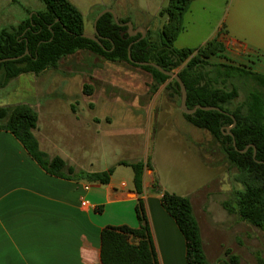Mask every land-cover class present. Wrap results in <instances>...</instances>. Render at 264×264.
Returning <instances> with one entry per match:
<instances>
[{
  "label": "trees",
  "instance_id": "1",
  "mask_svg": "<svg viewBox=\"0 0 264 264\" xmlns=\"http://www.w3.org/2000/svg\"><path fill=\"white\" fill-rule=\"evenodd\" d=\"M44 9L16 26L0 30V60L30 54L0 62V88L24 74L38 75L58 66L60 60L78 51H86L111 62L126 63L142 68L153 77V91L166 84V89L181 98L179 83L150 65L135 61L155 62L166 70H178L187 89V105L217 106L218 110L199 108L194 114L182 112L194 126L206 129L217 139L229 162L230 169L237 170L240 189L234 190L231 199L223 201L224 209L240 221L257 227L264 237V73L252 65L236 62L226 52L223 32L198 47H175V42L185 28V14L193 0H169L160 10L167 22L156 36L148 35L137 41L142 33L130 36L129 19L117 22L111 13L104 14L97 22L102 45L85 38L82 12L70 0H41ZM122 23V24H120ZM131 57H129V46ZM220 59V61H216ZM237 82L245 88L240 98ZM85 92L92 86L84 85ZM231 128L236 141L228 134ZM38 113L27 103L0 106V129L12 132L26 147L36 161L49 173L64 177L69 169L67 162L51 157L41 149L35 135ZM250 147L245 152L240 150ZM254 146L256 157L254 158ZM131 165L134 186L139 195L143 193V175L149 162ZM114 172L110 168L102 172L82 174L89 181L107 184ZM162 191V190H160ZM161 202L175 219L186 239L188 264H213L206 256L199 222L194 214L191 200L183 195L162 192ZM139 226H107L101 233V260L103 264H160L147 217L144 201L139 197L136 204ZM227 264H243L232 249L225 250ZM257 264H264V257L256 253Z\"/></svg>",
  "mask_w": 264,
  "mask_h": 264
},
{
  "label": "rangeland",
  "instance_id": "2",
  "mask_svg": "<svg viewBox=\"0 0 264 264\" xmlns=\"http://www.w3.org/2000/svg\"><path fill=\"white\" fill-rule=\"evenodd\" d=\"M70 1L82 12L86 34H94L95 20L106 8L114 9L120 19H129L134 30L138 29L135 36L143 29L146 36L148 33L156 36L167 22V16L161 15L160 10L168 5L169 0ZM2 5L5 10L0 19L5 22L13 18L24 20L28 16V9H44L41 0H15L14 3L0 0V7ZM257 6L256 1L194 0L185 17L186 30L180 34L175 47L200 46L222 25L225 26V18L233 14H238L239 19L243 15L249 20L258 21ZM57 71L61 72L57 75ZM64 73L72 76L68 79V85ZM45 76L37 81L34 89L32 84L25 85V91L18 88L13 92L18 84L0 89V105L12 106L24 100L34 108H94L95 114L101 116L109 112L117 121L112 128L115 130H111L112 135H104L105 130L88 125L82 128L83 133L74 129L67 134L55 135L53 131L49 140L52 145L58 146L56 156L66 160L64 150L73 157L78 155L85 165L90 166L93 149L98 147L94 153L98 152L101 162L115 165L114 177L129 182L134 175L132 166L123 164L118 167L115 162L120 159L129 164L149 162L158 184H162L168 192L191 200L207 251L221 252L225 259L224 252L230 248L240 256L243 264H257L256 253L264 257L261 231L240 221L223 207V201L231 199L234 190L242 187L236 177L237 170L230 169V162L220 142L208 130L198 128L184 118L180 98L166 89L167 83L153 91V77L148 71L126 63L107 61L86 51L64 57L58 63V70H49ZM85 84L92 86L89 92H85ZM237 85L239 90V82ZM239 92L240 98L238 96L235 100L236 104L244 98L245 88L241 86ZM122 108H127L129 113ZM125 116L129 124L125 123L124 126L129 130L118 129L123 127L120 117ZM174 127L186 130L190 148ZM72 134L75 138L84 136L83 143L77 147L78 154L70 144L71 140H65L71 138Z\"/></svg>",
  "mask_w": 264,
  "mask_h": 264
},
{
  "label": "crops",
  "instance_id": "3",
  "mask_svg": "<svg viewBox=\"0 0 264 264\" xmlns=\"http://www.w3.org/2000/svg\"><path fill=\"white\" fill-rule=\"evenodd\" d=\"M237 1L258 2L256 9L259 20H249L243 15L239 19L238 14L227 16L226 25H222L200 45L222 31L225 53L236 62L250 64L256 71L264 73V0ZM3 10L5 8L2 5L0 17L4 16ZM37 11L28 9V16L24 20ZM22 21L13 18L5 22L0 19V30L16 26ZM49 70L52 69L38 75L31 74V77L21 75L3 88L18 84L13 92L18 91V88L25 91V85L32 84L34 89L37 81L43 79ZM53 70H58V66ZM63 75L67 85L70 84L68 79L72 76L67 73ZM17 103L31 105L24 100ZM35 109L38 113L35 135L41 149L51 157L56 156L55 150L58 149L49 140L53 131L55 135L67 134L68 131L82 130L88 125L105 130L104 135H112L115 130L112 128L117 123L116 117L114 120L109 112L100 116L93 112L94 108ZM122 109L129 113L127 108ZM120 119L123 127L118 129L129 130L124 126L125 123L129 124L127 116ZM178 123L182 124L180 121ZM184 127L186 129V124ZM64 129L66 131L61 132ZM174 129L190 148L186 130L179 127ZM65 140H71L70 144L78 154L77 147L83 143L84 136L75 138L72 134L71 138ZM97 150L98 147L93 149L90 166L85 165L77 154V157H73L63 150L66 160L63 159L69 169L65 170L64 177H60L47 172L12 132L0 129V264H103L102 230L107 226L123 225L137 228L139 220L136 204L139 197L145 204L160 264H188L185 236L162 205V192L166 190L156 182L153 169L145 167L142 195L135 190L133 179L129 182L114 177V173L107 184L89 181L80 176L106 171L115 166L107 161L101 162L98 152L94 153ZM122 161L125 160L120 159L115 163L119 167L123 165ZM86 185L89 186L87 190ZM83 200L89 204L82 205ZM204 250L211 263L227 264L221 252L216 254L212 249L209 252L205 246Z\"/></svg>",
  "mask_w": 264,
  "mask_h": 264
},
{
  "label": "water",
  "instance_id": "4",
  "mask_svg": "<svg viewBox=\"0 0 264 264\" xmlns=\"http://www.w3.org/2000/svg\"><path fill=\"white\" fill-rule=\"evenodd\" d=\"M106 13L113 14L115 20L117 22H119V18L117 16L116 11L114 9H112V8H106V9L102 10L98 14V16H97V18L95 20V31H94V34H86V33H84V34H82V36L85 37V38L92 39V40L96 41L97 43H99L100 45H102V42H101L102 36L98 33V30H97V22ZM120 24H122V23H120ZM123 25H127L128 26V32H129V35L130 36H135L137 34L138 29H135L134 30L133 23L132 22L129 21V22L124 23ZM141 33H142V36L137 41L145 38L146 32H145L144 29L141 30ZM132 44L133 43H131L130 46H129V57L130 58H132L131 57V51H130V47H131ZM26 54H30V52H29L28 49L21 56H18V57H9V58H5V59H1L0 62L5 61V60L19 59V58L25 56ZM135 62L137 64H139V65H150V66H153V67L157 68L163 74H166V75L170 76L171 78H174L179 83L180 89H181L180 109L182 110V112H184L186 114H194L199 108H201L203 110H218L220 112H225L220 107H217V106H202V105H197L194 108H189L188 105H187V89H186L185 83L183 82V80L181 79V77L179 76V74H178L177 71L166 70L163 67H161L160 65H158L157 63L151 62V61H135ZM235 124H236V119L234 118V124L232 126H230V127H227V130H228V134H230L233 137L234 146H235V148H237L236 147V141H235V138H234V134L230 131L231 128L235 126ZM249 147H250V145H248L246 147V149L240 150V151L241 152H245V151H247V149ZM255 157H256V148L254 146V158Z\"/></svg>",
  "mask_w": 264,
  "mask_h": 264
},
{
  "label": "built area",
  "instance_id": "5",
  "mask_svg": "<svg viewBox=\"0 0 264 264\" xmlns=\"http://www.w3.org/2000/svg\"><path fill=\"white\" fill-rule=\"evenodd\" d=\"M85 189H86V190L89 189V186L86 185V186H85ZM88 204H89V203H88L87 200H83V201H82V205L86 206V205H88Z\"/></svg>",
  "mask_w": 264,
  "mask_h": 264
}]
</instances>
